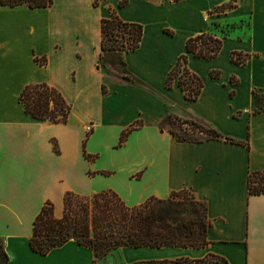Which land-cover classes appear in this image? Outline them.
<instances>
[{
	"label": "crops",
	"instance_id": "obj_1",
	"mask_svg": "<svg viewBox=\"0 0 264 264\" xmlns=\"http://www.w3.org/2000/svg\"><path fill=\"white\" fill-rule=\"evenodd\" d=\"M52 0L46 8L0 4V238L5 264H95L74 240L41 255L31 250L33 221L46 202L60 218L67 192L112 190L129 207L167 200L186 190L206 205L210 226L202 248L123 247L105 264H264V195H248V176L264 171V0ZM116 10L140 24L136 50L123 54L133 85L106 73L100 58L101 20ZM201 33L222 39L210 60L187 54L202 83L185 99L168 72ZM231 52L249 55L244 65ZM44 61L40 65L38 61ZM219 71L216 78L211 72ZM55 88L71 110L65 124L35 121L18 96L27 85ZM105 92H102V87ZM174 115L203 120L248 148L223 141L179 143L161 121ZM123 145V131L133 125ZM90 127L91 130L87 131ZM92 142L96 147H93ZM94 156L88 160L83 156ZM131 145L132 150L126 147ZM116 149L122 155L117 156ZM105 153V154H104ZM106 173V174H101Z\"/></svg>",
	"mask_w": 264,
	"mask_h": 264
},
{
	"label": "trees",
	"instance_id": "obj_2",
	"mask_svg": "<svg viewBox=\"0 0 264 264\" xmlns=\"http://www.w3.org/2000/svg\"><path fill=\"white\" fill-rule=\"evenodd\" d=\"M104 0H93L97 7ZM178 2L181 0H172ZM0 4L8 7L27 5L31 9L51 6L52 0H0ZM127 4L121 0L118 7ZM236 6L235 0L215 9L220 13ZM142 37V26L122 21L116 10L110 11V16L101 20L100 60L107 74L133 85L143 86L139 80L126 70L123 54L136 50ZM222 39L210 33H201L186 41V54L179 56L174 67L168 72L165 87L170 89L175 83L184 93L185 99L194 101L198 98L203 83L201 79L187 68V54L197 58L210 60L217 56L221 49ZM114 55L115 59L104 62V55ZM249 55L231 52L230 61L237 65H244ZM38 61V60H37ZM117 62L123 68L116 70ZM40 65L44 61H38ZM219 71L211 72L216 78ZM105 92V87H102ZM18 103L24 113L35 121H47L51 124H65L71 107L61 94L45 83L25 86L18 96ZM190 124L197 128L199 136H192L193 130L178 132L173 127L169 133L179 143H200L203 140L223 141L248 148L247 142L233 139L219 133L215 128L204 122L190 118H181L169 115L161 123L165 125ZM138 127L133 125L122 132L119 146L123 145L129 133ZM83 156L91 160L94 156L86 154L83 145ZM106 174V173H101ZM248 195H264V171L252 172L248 176ZM173 192L167 200L149 198L144 203L129 207L112 190L81 196L67 192L63 197V210L60 218L53 215V205L46 202L33 221V232L29 240L32 251L46 255L49 251L61 247L70 240L89 248L94 255V263L98 264L110 251L123 248H202L208 244L206 232L210 226L207 217V208L203 202L194 198L189 192L188 198H178L180 193ZM9 260L4 241L0 238V264ZM208 260H176L169 264H201ZM220 261L214 257L209 264Z\"/></svg>",
	"mask_w": 264,
	"mask_h": 264
},
{
	"label": "rangeland",
	"instance_id": "obj_3",
	"mask_svg": "<svg viewBox=\"0 0 264 264\" xmlns=\"http://www.w3.org/2000/svg\"><path fill=\"white\" fill-rule=\"evenodd\" d=\"M104 62H106V61H109V60H113V59H115V56L114 55H112V54H110V55H104ZM116 70H118V72H121L122 70H123V68L119 65V63L117 62V66H116ZM263 95V98H262V101L264 102V93H262ZM182 120H189V119H187V118H181ZM172 127L175 129V130H177L178 132H180L181 130H183V129H185V130H193V132H190L191 134L193 133V137L194 136H197V137H202V138H204V136H199L198 135V133H197V128L196 127H193L192 125H190V124H184V125H181V124H178L177 122H174V124L172 125ZM92 145H93V147H96L95 146V143L94 142H92ZM132 148H134V147H132L131 145H128L127 147H126V149H128L127 151H130V150H132ZM117 151V156H121L122 155V153H120V154H118L119 152H120V149H116L114 152H116ZM105 154V153H104ZM119 156V157H120ZM188 191L187 192H182V193H180V195L178 196V198H188V196H186V195H188ZM116 251H117V249H115V250H112V251H110L103 259H101L100 261H99V263L98 264H105L106 262H108L107 260H109V258L111 259V260H113V258L115 257V255H116Z\"/></svg>",
	"mask_w": 264,
	"mask_h": 264
},
{
	"label": "built area",
	"instance_id": "obj_4",
	"mask_svg": "<svg viewBox=\"0 0 264 264\" xmlns=\"http://www.w3.org/2000/svg\"><path fill=\"white\" fill-rule=\"evenodd\" d=\"M90 130H91V128H90V127H88V128H87V131H90Z\"/></svg>",
	"mask_w": 264,
	"mask_h": 264
}]
</instances>
